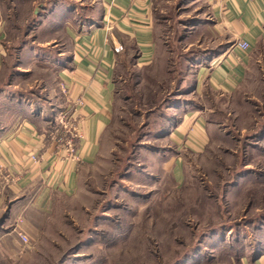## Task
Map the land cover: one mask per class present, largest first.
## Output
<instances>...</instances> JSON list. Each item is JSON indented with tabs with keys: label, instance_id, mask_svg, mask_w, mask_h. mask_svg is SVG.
<instances>
[{
	"label": "rangeland",
	"instance_id": "rangeland-1",
	"mask_svg": "<svg viewBox=\"0 0 264 264\" xmlns=\"http://www.w3.org/2000/svg\"><path fill=\"white\" fill-rule=\"evenodd\" d=\"M59 2L75 14L68 22L46 17ZM98 5L0 0V93L48 105L52 65L71 45L64 28L100 22ZM152 12L153 62L139 64L133 40L116 34L114 118L98 156L73 196L33 220L32 260L13 264H257L264 253V44L242 85L222 95L200 76L222 43L209 1L153 0ZM193 110L207 119L204 135L189 126L178 136Z\"/></svg>",
	"mask_w": 264,
	"mask_h": 264
},
{
	"label": "crops",
	"instance_id": "crops-1",
	"mask_svg": "<svg viewBox=\"0 0 264 264\" xmlns=\"http://www.w3.org/2000/svg\"><path fill=\"white\" fill-rule=\"evenodd\" d=\"M208 1L222 43L200 76L215 92L231 94L245 81L254 49L264 44V0ZM56 4L44 14L47 18L57 15L65 23L75 15L62 10L61 2ZM152 9L153 0H99L93 14H102L100 22L93 18L79 27H63L71 45L59 53L61 61L52 65L55 81H48L44 89L48 105L18 92L0 93V168L10 174V181L0 183V264L32 260L33 228L38 227L33 220L53 210L56 198L73 196L81 168L97 158L101 139L114 118V75L121 54L117 49L123 48L116 34L133 40L139 64H151L155 52ZM239 42L248 43L250 48L240 49ZM33 57L26 61L28 66L36 63ZM55 107L69 111L77 123L81 133L75 143L79 161L66 159L64 149L52 137ZM206 120L201 110L189 111L175 133L186 135L187 128L193 126L194 134L202 136ZM177 161L168 162H173L172 176L180 179L184 167L179 168ZM19 233L31 239L28 245ZM257 264H264V253Z\"/></svg>",
	"mask_w": 264,
	"mask_h": 264
},
{
	"label": "built area",
	"instance_id": "built-area-1",
	"mask_svg": "<svg viewBox=\"0 0 264 264\" xmlns=\"http://www.w3.org/2000/svg\"><path fill=\"white\" fill-rule=\"evenodd\" d=\"M223 1V0H221ZM238 47L242 50H248L250 45L246 42H239ZM123 48H118L117 52H121ZM63 92L66 93L64 86H62ZM78 104H83L82 100L77 101ZM58 127L53 129L52 137L57 143L64 149L65 157L68 160L79 161L78 155L76 153V141L81 138V133L77 127V123L70 116L69 111L61 112L59 118ZM36 160V157H32ZM10 174L3 168H0V183L3 181H10ZM19 237L24 244H27L28 237L24 234L19 233Z\"/></svg>",
	"mask_w": 264,
	"mask_h": 264
},
{
	"label": "trees",
	"instance_id": "trees-1",
	"mask_svg": "<svg viewBox=\"0 0 264 264\" xmlns=\"http://www.w3.org/2000/svg\"><path fill=\"white\" fill-rule=\"evenodd\" d=\"M53 129H56V127L52 126Z\"/></svg>",
	"mask_w": 264,
	"mask_h": 264
}]
</instances>
